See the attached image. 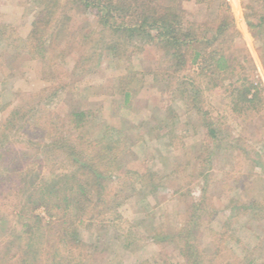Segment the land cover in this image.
Masks as SVG:
<instances>
[{
  "label": "rangeland",
  "instance_id": "obj_1",
  "mask_svg": "<svg viewBox=\"0 0 264 264\" xmlns=\"http://www.w3.org/2000/svg\"><path fill=\"white\" fill-rule=\"evenodd\" d=\"M86 1L0 0V264H188L194 249L197 264H264V94L240 113L223 89L205 92L195 116L208 111L210 139L177 87L147 73L161 49L117 31L120 19L100 24ZM209 1L154 9L199 25ZM217 2L239 34L236 60L264 88V28L250 27L264 0ZM97 141L113 148L101 174L115 194L74 200L60 187L88 183L76 172ZM56 176L59 191L42 200L41 179ZM28 236L24 255L16 246Z\"/></svg>",
  "mask_w": 264,
  "mask_h": 264
},
{
  "label": "trees",
  "instance_id": "obj_2",
  "mask_svg": "<svg viewBox=\"0 0 264 264\" xmlns=\"http://www.w3.org/2000/svg\"><path fill=\"white\" fill-rule=\"evenodd\" d=\"M157 1L115 0L114 2L112 0H88L85 5L96 10V16L100 24L113 27V22L120 19L122 20L121 27L119 25L117 31L124 32L129 39L147 40L161 49L163 62L158 64L153 71L147 73H152L156 81L167 82L170 88L176 86L175 90L170 89L171 95L178 97V100L184 104L188 111H193L195 113L193 117L196 118V121L202 123L208 137L215 139L218 131L211 121L208 124V111L201 113L203 117H198L200 107L205 104L203 100L204 93L223 89V92L228 93L227 98L231 109L234 112L241 113L252 111L255 108L258 109L263 102L264 88L259 79L251 75L250 70H245L248 60L246 58L236 60L235 48L239 46L240 39L233 20L227 14L229 8L226 4H220L217 2L219 0L209 1L210 5H216L215 10L203 24L196 25L192 21L185 20L184 13L176 11V9L172 12L165 11L163 13L157 11L154 9ZM223 12L227 13L224 14ZM127 17L130 18L129 26L123 23ZM250 27L264 28V17L259 18L257 23L250 24ZM109 50L112 54L117 55V48L110 47ZM176 81L177 83H174ZM129 96L130 93H124L125 103L128 102ZM199 104H201L200 107ZM72 116L77 118L76 126L82 124V114L75 113ZM193 123L195 124V121ZM102 141H97L92 147L88 148V153H85V160L80 168L82 172H76V175H88V183L85 181L83 183L82 177L79 179L81 182L79 183L72 176L73 182L71 185L66 182L64 186L60 187L64 189V192L78 193L74 200L79 201L81 199L83 201L86 199L90 203L96 193L99 198L104 197L103 191L107 195L108 193L109 195L115 194L113 188H108V178L104 185L105 174H101L104 168L108 166L113 148L105 146ZM60 180L57 176L51 178L49 182H44L41 179L40 185L43 184L44 188L38 189L40 191L39 197L42 200L51 198L55 192L59 191ZM32 184H34V181H32ZM32 184L29 185V188L32 187ZM118 190L121 191L123 188ZM66 196L63 201L71 203L73 200L69 197L70 195L67 194ZM109 198H112V196L110 195ZM63 231L73 236L72 233H68V229H63ZM178 234L183 235V232ZM21 239L22 237H20ZM32 241L31 237L28 236L23 243L20 241L16 248L24 255L32 253ZM186 243L188 245V242ZM188 247L191 251L192 247L190 245ZM193 251L196 254L194 256L190 255V260L185 259L188 264H197L198 252L196 249ZM53 261L52 259V264Z\"/></svg>",
  "mask_w": 264,
  "mask_h": 264
}]
</instances>
